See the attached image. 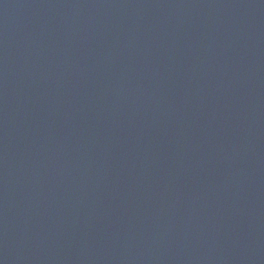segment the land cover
Wrapping results in <instances>:
<instances>
[{
  "label": "water",
  "instance_id": "water-1",
  "mask_svg": "<svg viewBox=\"0 0 264 264\" xmlns=\"http://www.w3.org/2000/svg\"><path fill=\"white\" fill-rule=\"evenodd\" d=\"M0 264H264V0H0Z\"/></svg>",
  "mask_w": 264,
  "mask_h": 264
}]
</instances>
